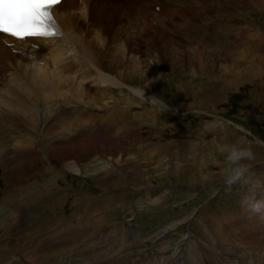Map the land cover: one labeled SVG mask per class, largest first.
Masks as SVG:
<instances>
[{
	"label": "rangeland",
	"instance_id": "374dc122",
	"mask_svg": "<svg viewBox=\"0 0 264 264\" xmlns=\"http://www.w3.org/2000/svg\"><path fill=\"white\" fill-rule=\"evenodd\" d=\"M137 1L118 0L111 5L120 14L118 27L127 29L116 39L117 50L113 43L109 46L110 37L106 38V53H110L106 66L116 85L98 87L94 78L83 85L98 102V107L89 106L103 111L109 104L117 109L115 118L131 132L128 143L106 131L90 132L81 122H75L70 134L63 132L59 124L74 119L68 101L58 94L53 102L44 97L28 101L19 111L5 107L10 116H4L16 119L14 126L5 124L15 130L4 126L0 132V264H129L121 260L132 255L138 260L130 264H154L151 256L145 261V255L155 254L158 262L162 260L157 264H175L178 257L164 262L160 253L166 250H158L164 242L171 245V239L175 245L179 240L178 247L185 246L183 251L194 256L191 261L184 259L188 264H264V221L240 206L243 189L239 185L229 193L223 183L225 145L251 149L254 159L247 163L264 179V43L252 41L247 32L238 33V26L248 23L247 31L253 27L264 36V0H187L191 6L205 4L226 13L223 22L234 30V40L225 36L211 41L157 17L146 34L143 9L133 17L127 9ZM223 30L219 27V32ZM85 69L90 68L86 65ZM77 75L69 77L74 87L79 83ZM5 86L3 83L0 88ZM138 91L150 97H142ZM159 100L167 106L163 111ZM215 107L230 110L238 120L229 124L230 128L215 121ZM0 108L4 112V105ZM231 113L228 123L234 118ZM53 126L58 133H66V142L59 139L55 146H45L50 139L47 136L56 131ZM17 137L19 149L25 151L23 163L14 149ZM85 139L113 140L114 145L87 146ZM141 140L146 141L142 149ZM72 141L85 146L83 154L76 146H71L69 158L55 154L57 147H70ZM70 165L82 172H73ZM151 185L165 189L142 190ZM20 187L31 193L19 191ZM124 194L127 202L132 198L135 205L111 209L120 205ZM103 195L114 196L103 199ZM30 197H37L47 207L28 209ZM99 197L103 200L86 208ZM59 210L69 216L65 228H79L81 217H87L86 225L93 224L98 230L102 226L99 233L112 238L114 246L107 239L101 248H93L82 238L55 241L62 229H57ZM237 211L249 215V221L240 225ZM205 225L214 232H207ZM45 230L51 238L45 236ZM232 230L243 234L241 241L234 239ZM121 232L127 233L126 237ZM115 234L121 236L114 238ZM158 234L162 238H157ZM213 234L223 251L233 253L234 258L214 248L210 242ZM194 238L205 243L210 253L196 254L190 243ZM252 238L260 240H248ZM8 253L18 254V262ZM6 257H11L9 263Z\"/></svg>",
	"mask_w": 264,
	"mask_h": 264
},
{
	"label": "bare ground",
	"instance_id": "6f19581e",
	"mask_svg": "<svg viewBox=\"0 0 264 264\" xmlns=\"http://www.w3.org/2000/svg\"><path fill=\"white\" fill-rule=\"evenodd\" d=\"M113 2L118 3V0H82L81 6L78 0H63V3L58 6L57 20L63 26L62 29L64 34H62L60 39H50L47 41V46L51 49L50 55L48 56L50 61H48L47 58L46 61L42 57V54L35 53L33 50L23 45L18 43L12 45L5 42V46L2 48L5 54L4 67H6L10 73L7 74L9 77L4 81L6 86L0 88V106L4 105V109L7 106L8 109L16 108L17 110L18 108L20 109L19 106L22 107L24 103L28 101L32 103L39 97H44L46 100L53 102V97L58 94L62 99H65V101H68V97L70 96L74 97L75 101L80 103L93 104L98 107L96 96H94L92 92H85L83 90V85L85 81L89 80L91 75H95L94 82H96L98 87H103L106 84L116 85V79H113L108 73L111 71L110 67L106 66L108 62L107 58L109 59L110 56V53H106L108 49L106 38L110 37L111 39L109 46L110 43L114 45L117 42L116 39L121 36L123 32H126L127 29L123 26L118 27L117 22H119L121 18L118 16L120 14H117L116 11L111 8V5L114 4ZM106 4H109L108 7ZM79 9L80 12L78 11ZM77 12H79L81 16H78ZM130 26L133 25L130 24ZM2 41L4 42V39H2ZM114 48L117 50L116 45H114ZM74 65L78 66L75 67L77 68L76 71ZM86 65L90 69H93L91 73L86 71ZM77 74H79V83H76L74 87V84L69 82V77H74L73 75ZM8 79L10 82H7ZM138 94L142 97H150L148 94H144L140 91H138ZM19 96L26 97L21 100L18 98ZM87 99L89 101H87ZM48 104L50 103H47V105ZM1 108L0 132L2 133L7 122L12 126L15 125L14 120L16 117L15 119L13 116L11 119L7 118L4 115L8 114L10 116V112H6V109L2 112L3 110H1ZM12 114L14 115L13 111ZM75 125V121L68 118L57 126L63 129V132H69L68 134H70L73 132L72 128ZM81 125L82 123L80 126ZM54 130L56 131H53L47 136L50 137V139L48 138L45 146H55V144L61 141L59 139L65 141L64 136L66 133H58L55 128ZM85 140L88 143H85L87 146L98 145L110 147L114 145L113 140L103 141L102 139L101 141L93 142L88 139ZM83 142L85 141H82V143ZM70 144V147H66L65 145L62 147L59 146L57 150L55 149L56 153L53 152L58 156L69 158L72 153L71 146H76V149L83 154L82 150L85 149V146L79 145L77 141H72ZM55 154L53 156H56ZM68 167L71 168V165ZM71 169L73 172H76L75 170H77V173L82 172L79 167L76 168L72 166Z\"/></svg>",
	"mask_w": 264,
	"mask_h": 264
},
{
	"label": "snow or ice",
	"instance_id": "6c2138e0",
	"mask_svg": "<svg viewBox=\"0 0 264 264\" xmlns=\"http://www.w3.org/2000/svg\"><path fill=\"white\" fill-rule=\"evenodd\" d=\"M62 0H0V33L18 39L61 35L53 9Z\"/></svg>",
	"mask_w": 264,
	"mask_h": 264
},
{
	"label": "clouds",
	"instance_id": "9594fccd",
	"mask_svg": "<svg viewBox=\"0 0 264 264\" xmlns=\"http://www.w3.org/2000/svg\"><path fill=\"white\" fill-rule=\"evenodd\" d=\"M153 99L154 97L151 98ZM159 104L160 111L166 109L167 106L163 101L159 100ZM223 150L225 191L231 193L233 186L239 185L243 189L240 193V206L264 221V179L257 176L247 163L254 159V153L249 148L236 145H225Z\"/></svg>",
	"mask_w": 264,
	"mask_h": 264
}]
</instances>
